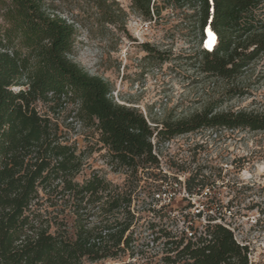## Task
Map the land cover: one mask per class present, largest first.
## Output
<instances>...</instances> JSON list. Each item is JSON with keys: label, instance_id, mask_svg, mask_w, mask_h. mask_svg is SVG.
I'll list each match as a JSON object with an SVG mask.
<instances>
[{"label": "trees", "instance_id": "1", "mask_svg": "<svg viewBox=\"0 0 264 264\" xmlns=\"http://www.w3.org/2000/svg\"><path fill=\"white\" fill-rule=\"evenodd\" d=\"M46 1L0 0V264L133 258L144 252L136 238L142 219L136 198L171 184L167 175L155 172L160 161L153 149L203 127L263 131L264 111L204 109L150 125L135 107L113 102L108 81L69 58L74 27L49 13ZM151 1L133 4L150 16ZM166 1L178 6L195 0ZM195 2L199 43L208 25L204 43L212 45L201 49L200 69L223 80L225 93H239L237 78L264 53V0ZM38 102L47 106L46 113L37 109ZM68 105L67 117L94 129L111 170L126 176L122 186L95 171L77 180L84 151L68 143L48 114ZM193 181H185L189 191ZM163 210L148 204L146 212L162 219ZM145 227L155 234L152 243L165 240L162 264H249L247 247L219 223L208 225L198 242L153 220Z\"/></svg>", "mask_w": 264, "mask_h": 264}, {"label": "rangeland", "instance_id": "2", "mask_svg": "<svg viewBox=\"0 0 264 264\" xmlns=\"http://www.w3.org/2000/svg\"><path fill=\"white\" fill-rule=\"evenodd\" d=\"M195 1L176 6L152 0L150 16L142 15L133 0H47L46 6L49 13L74 27L69 58L88 74L108 81L113 102L135 107L152 126L204 109L264 111V53L237 78L239 93H225L223 80L201 71V49H206L207 42L199 43ZM3 24L0 18V29ZM68 107L48 114L55 117L68 143L84 151L77 180L95 171L122 186L126 176L111 170L94 129L84 127L74 116L68 118ZM37 109L46 113L47 106L38 102ZM155 150L160 173L171 183L193 177L195 188L206 187L208 196L196 198L210 199L207 215L229 225L233 238L247 247L249 264H264V130L203 127L162 141ZM180 195L166 206L162 219L146 212L148 204L159 206L155 195L147 197L143 192L136 198L135 207L142 213L136 232L142 254L85 264H162L165 240L152 243L155 234L145 227L146 221L179 231L182 211H188Z\"/></svg>", "mask_w": 264, "mask_h": 264}, {"label": "built area", "instance_id": "3", "mask_svg": "<svg viewBox=\"0 0 264 264\" xmlns=\"http://www.w3.org/2000/svg\"><path fill=\"white\" fill-rule=\"evenodd\" d=\"M210 2H211V0H210ZM207 28H209L208 25H206L204 28V32H203L204 37L202 39V45L207 40V37H206ZM215 37H216V35H215ZM207 51L211 52L212 50H207ZM153 153L159 159V156H158L155 148L153 149ZM159 161H160V159H159ZM179 179L180 180H177V182H172L167 187H161L160 190L156 191V193L154 194L155 195L154 200L156 202L157 201L159 202L158 203L159 206L157 208L164 207V209H165L166 206H168V204L172 200H175L180 195V192L177 193V190L175 189V187L180 188V191L182 192V194L180 196L186 200V202H187L186 205L188 207V211H185V210L182 211L183 214L184 213L185 214H184V216L181 215L183 224L179 230V232L183 234L184 239H190L193 242H198L199 240H201L202 237H205V231H206L207 226L217 224V223L223 225L225 228H227L228 230H230L232 232V230L228 224L221 222L220 217H217V219L215 220L212 217H210L209 215H207L208 212H210L208 210L210 207L209 206L210 205V202H209L210 199H208L205 202L197 200L198 198H196V197L199 196L200 194L202 196L205 194L204 195L205 197L208 196L207 188L202 186L200 188H193L192 190L189 191L186 188L185 178L179 177Z\"/></svg>", "mask_w": 264, "mask_h": 264}, {"label": "bare ground", "instance_id": "4", "mask_svg": "<svg viewBox=\"0 0 264 264\" xmlns=\"http://www.w3.org/2000/svg\"><path fill=\"white\" fill-rule=\"evenodd\" d=\"M207 33H209V29H207ZM206 48L211 49L212 45H210V43L207 42V47Z\"/></svg>", "mask_w": 264, "mask_h": 264}]
</instances>
